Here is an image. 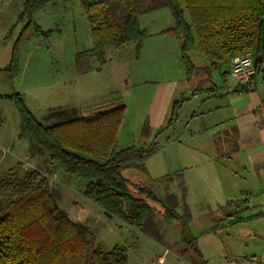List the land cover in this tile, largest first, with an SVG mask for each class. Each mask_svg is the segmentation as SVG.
<instances>
[{
    "label": "rangeland",
    "instance_id": "374dc122",
    "mask_svg": "<svg viewBox=\"0 0 264 264\" xmlns=\"http://www.w3.org/2000/svg\"><path fill=\"white\" fill-rule=\"evenodd\" d=\"M23 1H0V94H22L27 107L45 125L102 112L117 103L125 104L126 117L117 136L118 150L132 146L147 148L153 142L159 146L143 165L123 168L122 175L128 181L130 192L136 196V186H146L161 199L167 193L175 194L180 202L176 212L182 214L181 203L187 206L188 230L197 237V246L207 264H221L225 258L251 255L259 248L256 242H251L252 238L264 245L263 230H258V224L251 219L248 204L237 203L240 205L236 207V202L228 204L219 195L221 186L215 164L206 171L211 181L207 185L199 182L200 159L205 160L207 154H201L203 135L195 134L200 126L198 121L190 122L188 118L198 102L190 86V90L185 84H179L177 88L174 101L186 100L174 126L155 141L148 139V111L153 95L157 94V82L176 79L184 68L180 61L179 40L149 36L144 39L138 54L134 44L120 50L108 49L106 62L101 66L91 56H80L93 47L81 0L49 4L36 13L34 19L43 31L52 30L50 39L45 41L32 32L26 35L16 51L20 74L10 80L2 70L9 65L13 45L25 25V19L18 21ZM178 2L184 11L183 0ZM143 4L146 5L147 0H143ZM160 9L140 14L139 25L147 33H156V30L173 25L169 10L166 7ZM184 17L187 20L185 11ZM189 57L197 67L208 65L196 43L189 51ZM224 68L228 69V65ZM251 75L246 82L233 77L236 86L244 87L250 82ZM0 110L3 119L0 125V178L23 176L30 169H41L49 188L59 192V209L70 220L90 228L96 235V243L105 250L116 246L125 248L128 264H201L192 251L182 252L185 248L180 243L182 222L167 221L159 203L147 200L153 210V221L163 235V243L117 218L107 219L103 211L84 196L83 179L66 174L60 167L57 170L51 165L47 167L45 158L29 157V143L17 138L19 116L15 107L2 101ZM18 159L22 160V165L10 171ZM191 164L194 168H190ZM187 168L192 169L195 179L186 184L187 191L184 192L181 186L185 185V175L190 174L185 172ZM165 175L173 176V181H167ZM232 213L236 215L230 217ZM234 221L238 222L231 225Z\"/></svg>",
    "mask_w": 264,
    "mask_h": 264
},
{
    "label": "trees",
    "instance_id": "16d2710c",
    "mask_svg": "<svg viewBox=\"0 0 264 264\" xmlns=\"http://www.w3.org/2000/svg\"><path fill=\"white\" fill-rule=\"evenodd\" d=\"M67 1H23L18 21L25 19V25L13 45L9 65L2 70L10 80L20 74L16 51L26 35L32 32L45 41L50 39L52 30L43 31L34 15L49 4ZM178 1L147 0L144 5L143 0H81L93 47L80 56H91L102 66L108 49L120 50L134 44L138 54L146 36L139 25L140 14L166 7L173 25L162 33L179 40L180 61L193 95H214L217 89L212 73L224 75L222 69L231 58L245 53H251L255 73L249 83L238 86L233 92L252 89L256 76L264 75V2L183 0L186 20ZM195 43L207 60L205 67H196L189 57ZM185 100L172 101L167 120L156 138L174 126ZM2 101L12 103L18 113L17 138L29 143V157L45 158L47 167L51 165L56 170L60 167L66 174L83 179L84 196L97 205L107 219L117 218L163 243V235L153 221V210L147 200L159 203L167 221L182 222L180 243L185 246L182 252L192 251L201 264H207L197 246V237L188 230L187 206L181 203L182 214L176 212L180 202L175 194L167 193L161 199L146 186H136V196L130 192L128 181L122 175L123 168L143 165L159 147L153 142L147 148L132 146L118 150L117 136L126 114L125 104L117 103L102 112L45 125L27 107L22 94H0V103ZM2 122L0 110V125ZM21 165L17 163L10 171ZM165 177L169 182L173 179L170 175ZM58 197L59 192L49 188L47 177L39 168L30 169L23 176L0 178V264H128L125 248L116 246L105 250L98 245L90 228L70 220L59 209ZM237 203L246 204V201L234 203L236 207L240 205Z\"/></svg>",
    "mask_w": 264,
    "mask_h": 264
},
{
    "label": "crops",
    "instance_id": "0c3cea01",
    "mask_svg": "<svg viewBox=\"0 0 264 264\" xmlns=\"http://www.w3.org/2000/svg\"><path fill=\"white\" fill-rule=\"evenodd\" d=\"M157 11L159 9L152 12ZM166 29L168 28H161L151 34L144 29L145 38L157 35L161 39H177L162 33ZM227 65L228 69H222L224 75L219 72L212 73L213 85L217 89L215 94L197 95L196 109H192L188 117L190 122L198 121L200 126L195 134L203 135L201 154H207L205 160L200 159L202 168L199 182L201 185H207L211 181L206 171L211 170L215 164L219 175L217 181L221 186L219 195L225 198L223 200L226 203L245 200L248 204L247 210H250L253 216L251 219L258 224V230H263L264 238V75L256 76L249 91L234 93L237 84L230 75V64ZM179 74L176 79L166 83L157 82V94L153 95L148 111L149 140L154 141L157 132L165 124L179 84H185L186 89L190 90L185 69H181ZM18 160L17 163L22 161ZM190 168H194V165L191 164ZM190 168L186 169L185 172L189 171L190 174L185 175V185L181 186L184 192L187 191L186 184L195 179ZM229 187L231 189H226ZM229 198L238 200L227 201ZM234 223L237 222H230L231 225ZM251 242H256L261 250L257 248L251 255L222 259L221 264H264V245L253 238Z\"/></svg>",
    "mask_w": 264,
    "mask_h": 264
},
{
    "label": "built area",
    "instance_id": "2783aa9c",
    "mask_svg": "<svg viewBox=\"0 0 264 264\" xmlns=\"http://www.w3.org/2000/svg\"><path fill=\"white\" fill-rule=\"evenodd\" d=\"M230 68L232 77H234L238 81L246 82L249 76L254 73V64L252 62L251 53H245L232 57L230 60Z\"/></svg>",
    "mask_w": 264,
    "mask_h": 264
}]
</instances>
